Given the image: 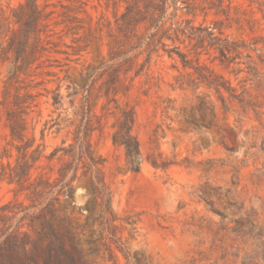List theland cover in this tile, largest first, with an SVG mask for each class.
Wrapping results in <instances>:
<instances>
[{
    "label": "rangeland",
    "instance_id": "obj_1",
    "mask_svg": "<svg viewBox=\"0 0 264 264\" xmlns=\"http://www.w3.org/2000/svg\"><path fill=\"white\" fill-rule=\"evenodd\" d=\"M0 1L6 8L24 0ZM45 1L53 12L47 51L40 67L18 84L30 85L34 95L27 136L43 151L35 175L55 179L59 168L72 160L64 150L89 141L93 158L104 163L113 198L111 217L121 219L114 222L116 233L132 256L139 253L150 264H264V65L258 57L264 58V51L252 52L260 64L259 77L248 72L247 51L239 64L229 67L213 61L214 55L203 56L238 92L250 91L247 98L254 108L245 110L233 102L226 112L215 90L177 88L178 76L194 70H185L178 58L163 51L138 76L145 55L130 70L127 65L118 67L120 60H111L110 45L119 35L116 18L125 11L124 2ZM225 2L230 6L225 35L250 47L261 41L258 47L264 49V3ZM216 19L210 14L206 25ZM203 21L200 16L196 25ZM114 68L121 73L120 81L113 78L118 71ZM4 72L0 65V79ZM3 91L0 80V100ZM126 109L136 114L133 132L144 159L138 173L128 170L125 151L112 138ZM7 134L3 127L0 151L3 146L11 149ZM56 149L60 150L51 158ZM85 169L81 164L73 182V204L63 200L65 214L74 207L77 223L84 225L82 232L77 230V240L86 249L91 230L97 239L103 226L101 219L93 227L90 219L85 226L88 216L101 214L99 205L94 210L92 173ZM13 188L7 181L0 183V203L14 198ZM115 252L119 264H128L120 250ZM107 257L99 253L92 258L97 264H114Z\"/></svg>",
    "mask_w": 264,
    "mask_h": 264
},
{
    "label": "trees",
    "instance_id": "obj_2",
    "mask_svg": "<svg viewBox=\"0 0 264 264\" xmlns=\"http://www.w3.org/2000/svg\"><path fill=\"white\" fill-rule=\"evenodd\" d=\"M119 1L124 2L126 8L116 18L119 35L110 45L111 60H120L118 67L127 65L129 70L137 67L139 58L145 55V62L137 70L138 76L144 66H150L153 57L163 51L171 59L178 58L185 70H194L178 76L177 88L185 90L187 86H196L198 89L202 86L215 90L226 112L233 102L240 103L245 110L254 108L253 101L247 98L249 90L244 88L238 92L230 80L217 74L203 59L204 55H214L213 61L219 60L229 67L239 64L237 60L247 51L248 72L254 77L261 76L259 66L264 65L263 54L258 55L260 64L252 56L253 51H264L258 47L261 41L250 47L245 41H234L225 35L224 29L230 20V6L225 0ZM50 5L48 1L24 0L17 6L5 8L0 1V65L5 67V74L0 79L4 85L0 100V140L4 127L9 137L7 145L11 146V149L3 146L0 151V183L7 181L14 186V198L0 203V264H97L92 257L99 253L119 264L115 248L125 255L128 264H150L139 253L132 256L116 233L118 226L114 222L121 219L111 217L113 198L102 169L104 163L102 159L93 158L89 141L64 150L72 160L59 168V176L55 179L34 173L40 168L38 162L43 153L41 145L35 146V138L27 136L30 100H34V95L30 85L18 84L40 67V60L47 51L46 34L53 14L48 9ZM210 14L217 19L206 25ZM200 16L204 21L196 25ZM116 70L118 68L113 69ZM94 74L89 75L88 83ZM113 78L121 80L119 70ZM14 88L16 91L12 93ZM54 103H58V97ZM213 108L216 109V104ZM135 121L134 110H123L112 138L114 144L124 149L128 170L138 173L144 159L140 141L133 132ZM59 150L50 157L56 156ZM81 164L86 168L84 173H92L94 210L98 205L101 207V214L88 216L85 226L89 225L90 219H93L92 227L98 219L103 226L100 238L94 239L95 231L91 230L85 239L86 249L77 240V230L82 232L84 225L77 223L74 207L70 215L65 214L64 202L69 200L73 204V182ZM70 172L73 175L69 178Z\"/></svg>",
    "mask_w": 264,
    "mask_h": 264
}]
</instances>
